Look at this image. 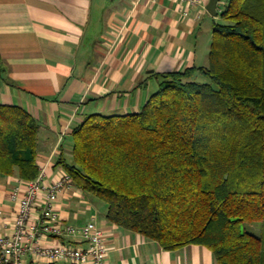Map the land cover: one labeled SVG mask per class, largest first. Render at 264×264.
<instances>
[{
    "label": "trees",
    "instance_id": "trees-1",
    "mask_svg": "<svg viewBox=\"0 0 264 264\" xmlns=\"http://www.w3.org/2000/svg\"><path fill=\"white\" fill-rule=\"evenodd\" d=\"M216 16L206 66L154 74L137 113L86 116L57 165L108 222L165 250L264 264V0H227ZM38 129L0 104V175L38 177Z\"/></svg>",
    "mask_w": 264,
    "mask_h": 264
},
{
    "label": "crops",
    "instance_id": "crops-1",
    "mask_svg": "<svg viewBox=\"0 0 264 264\" xmlns=\"http://www.w3.org/2000/svg\"><path fill=\"white\" fill-rule=\"evenodd\" d=\"M217 21L190 0H0V104L20 106L37 121L41 186L66 173L57 161L70 160L72 130L86 116L137 113L156 90L154 74L206 66ZM21 182L0 175L1 235L14 234L12 194ZM43 194L31 211L42 233ZM54 212L64 225L94 222L105 236L107 264H217L203 246L168 251L108 222L105 205L73 183L58 195ZM47 235L37 244L78 243ZM24 258L67 264L32 251Z\"/></svg>",
    "mask_w": 264,
    "mask_h": 264
},
{
    "label": "built area",
    "instance_id": "built-area-1",
    "mask_svg": "<svg viewBox=\"0 0 264 264\" xmlns=\"http://www.w3.org/2000/svg\"><path fill=\"white\" fill-rule=\"evenodd\" d=\"M175 1V0H174ZM227 0H219L216 11L220 12ZM208 0H190L191 5L206 7ZM44 171L32 181H22L12 194L17 203L14 234L11 236L0 234V264H26L25 255L28 251L37 253L50 263L64 262L67 264H107L106 240L104 233L94 222H87L81 227L62 224L61 217L54 212V202L63 188L71 183L68 174L62 173L56 182L45 189L41 186ZM43 191L40 205L44 226L43 233L32 218L31 211L35 207L36 199ZM2 211H0V219ZM69 236L77 240V244L60 243L53 247H41L37 244L40 237Z\"/></svg>",
    "mask_w": 264,
    "mask_h": 264
},
{
    "label": "rangeland",
    "instance_id": "rangeland-1",
    "mask_svg": "<svg viewBox=\"0 0 264 264\" xmlns=\"http://www.w3.org/2000/svg\"><path fill=\"white\" fill-rule=\"evenodd\" d=\"M211 39H212V37H211ZM152 80H153V84H154L156 82L155 78H153ZM152 90H154V89H152ZM244 229H246L249 232L258 234V232L261 231V229H262V223L261 222H256V223H251V224L245 223Z\"/></svg>",
    "mask_w": 264,
    "mask_h": 264
},
{
    "label": "water",
    "instance_id": "water-1",
    "mask_svg": "<svg viewBox=\"0 0 264 264\" xmlns=\"http://www.w3.org/2000/svg\"><path fill=\"white\" fill-rule=\"evenodd\" d=\"M218 1L219 0H208V2L206 4L207 12L213 17H215L217 15L216 8H217Z\"/></svg>",
    "mask_w": 264,
    "mask_h": 264
}]
</instances>
